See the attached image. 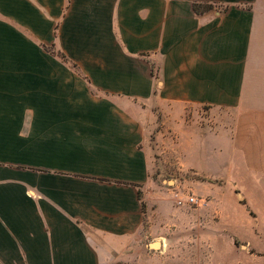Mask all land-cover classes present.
Instances as JSON below:
<instances>
[{
	"label": "crops",
	"instance_id": "obj_1",
	"mask_svg": "<svg viewBox=\"0 0 264 264\" xmlns=\"http://www.w3.org/2000/svg\"><path fill=\"white\" fill-rule=\"evenodd\" d=\"M250 106L264 0H0V264H212L146 241L152 135L264 120Z\"/></svg>",
	"mask_w": 264,
	"mask_h": 264
},
{
	"label": "rangeland",
	"instance_id": "obj_2",
	"mask_svg": "<svg viewBox=\"0 0 264 264\" xmlns=\"http://www.w3.org/2000/svg\"><path fill=\"white\" fill-rule=\"evenodd\" d=\"M250 107L254 114L264 112V106ZM220 115L226 129L201 139L177 138L157 124L146 194L152 227L146 241L169 237L184 248L198 246L210 257L208 248L214 246V264H264L250 257L264 253V120L236 119L234 110ZM206 116L200 109L196 118L204 124ZM189 196L202 204L177 203ZM206 259L202 264H209Z\"/></svg>",
	"mask_w": 264,
	"mask_h": 264
},
{
	"label": "trees",
	"instance_id": "obj_3",
	"mask_svg": "<svg viewBox=\"0 0 264 264\" xmlns=\"http://www.w3.org/2000/svg\"><path fill=\"white\" fill-rule=\"evenodd\" d=\"M212 8V5L211 4H205V6L201 3H194L193 4V9L195 10V12H200V11H203V10H208ZM64 60H67L66 57L63 55V54H59ZM68 61V60H67ZM142 208H144V205H142Z\"/></svg>",
	"mask_w": 264,
	"mask_h": 264
},
{
	"label": "built area",
	"instance_id": "obj_4",
	"mask_svg": "<svg viewBox=\"0 0 264 264\" xmlns=\"http://www.w3.org/2000/svg\"><path fill=\"white\" fill-rule=\"evenodd\" d=\"M177 203L178 204H181V203H185V204H188V205H192V204H194V205H201L202 204V201H201V199H199V198H196V197H194V196H189V197H187L184 201L183 200H180V199H178L177 200Z\"/></svg>",
	"mask_w": 264,
	"mask_h": 264
},
{
	"label": "water",
	"instance_id": "obj_5",
	"mask_svg": "<svg viewBox=\"0 0 264 264\" xmlns=\"http://www.w3.org/2000/svg\"><path fill=\"white\" fill-rule=\"evenodd\" d=\"M151 246H152V247H156L157 244H156V243H152Z\"/></svg>",
	"mask_w": 264,
	"mask_h": 264
}]
</instances>
